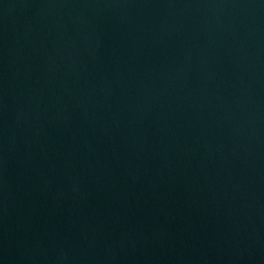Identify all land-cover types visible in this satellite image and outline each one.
<instances>
[{
    "label": "water",
    "instance_id": "95a60500",
    "mask_svg": "<svg viewBox=\"0 0 264 264\" xmlns=\"http://www.w3.org/2000/svg\"><path fill=\"white\" fill-rule=\"evenodd\" d=\"M0 264H264V0H0Z\"/></svg>",
    "mask_w": 264,
    "mask_h": 264
}]
</instances>
